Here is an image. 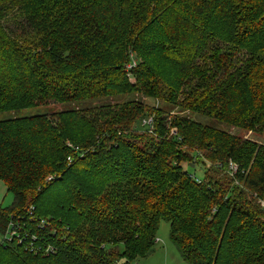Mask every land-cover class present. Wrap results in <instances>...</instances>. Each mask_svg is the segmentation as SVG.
Here are the masks:
<instances>
[{
    "label": "trees",
    "instance_id": "obj_1",
    "mask_svg": "<svg viewBox=\"0 0 264 264\" xmlns=\"http://www.w3.org/2000/svg\"><path fill=\"white\" fill-rule=\"evenodd\" d=\"M61 104L0 121V225L56 248L0 264H135L161 222L188 264H264V144L218 126L264 136V0H0V113Z\"/></svg>",
    "mask_w": 264,
    "mask_h": 264
},
{
    "label": "rangeland",
    "instance_id": "obj_2",
    "mask_svg": "<svg viewBox=\"0 0 264 264\" xmlns=\"http://www.w3.org/2000/svg\"><path fill=\"white\" fill-rule=\"evenodd\" d=\"M138 60V58H137ZM131 61V58H130ZM129 61V62H130ZM127 62V63H129ZM136 62V59H135ZM126 63V64H127ZM159 67L161 69H163L165 72H167L166 69H164L161 64L159 65ZM128 82L129 83H135V78L133 76H128L127 77ZM133 98V96H121V97H115V98H106V99H97V100H92V101H87V102H83L82 105L84 107H88V108H92L94 106H104L108 103H121V101L126 100L127 98ZM134 98H136L137 100H140L141 102L145 103L147 106L151 107H160V108H165L166 107V111H168L172 117L177 116V117H182V116H189L188 112H183L180 108H178L177 106L171 107V106H167L164 105L163 103H161L160 101H156L152 98H146L143 97L139 94H137V92H135V96ZM81 105V104H80ZM75 108H77L76 106H74ZM73 108V106L71 104H61V105H48V106H40V107H33L32 109H24L21 110L19 112H15V113H11V112H4V113H0V121L4 120V119H8L12 116H19L20 115H33V114H48L51 112H62L63 110H67ZM193 119H195V117H192ZM197 120L203 121L205 122V119L203 118H196ZM209 121V120H208ZM219 128L222 129H226L229 130V132L233 135H240V137H242L243 139H247V140H252L253 142L256 141L258 143H263L264 144V136H263V132L262 133H258L255 131H243V130H238V129H234V128H228L226 126H222V125H218ZM177 132L176 128H173L170 131V135L175 134ZM86 152V151H83ZM185 165V164H184ZM191 174H194L195 176L200 177L202 172L199 170H196V172H192ZM53 180V176L50 175V177H48L46 179L47 182ZM13 195L8 192V190L5 189L4 185L2 182H0V208H4L6 209L7 207H10L12 202H13ZM262 204V201H261ZM263 206V205H262ZM30 210V209H29ZM28 210V211H29ZM13 216H10L9 221L7 222V225H11V224H15L17 225V221H14L12 218ZM30 219H33L34 216L29 217ZM61 219V218H60ZM45 221H48L50 223H54L52 222L53 220H51V217L48 216L45 218ZM43 221L40 222V224L43 225ZM24 223H22L23 225ZM6 225V226H7ZM27 225V224H26ZM39 225V224H36ZM23 225L22 227H20V229H24ZM66 227H68L67 225H62L61 228L62 229H66ZM5 226L0 225V234H3L4 230H5ZM157 233L154 239V243H153V252L151 254H149L147 257L145 258H140L136 261L135 264H188L187 262L183 261L180 256L179 253L177 251V248L175 246V244H173L170 239H169V229H168V224L165 222H161L158 229H157ZM24 232V231H23ZM21 232V233H23ZM11 234H9V238L11 240L14 239L15 242L19 241L17 239V241L15 240V238H11L10 237ZM2 238V237H1ZM10 242V241H8ZM123 247L120 245H117V250L118 251H122Z\"/></svg>",
    "mask_w": 264,
    "mask_h": 264
},
{
    "label": "built area",
    "instance_id": "obj_3",
    "mask_svg": "<svg viewBox=\"0 0 264 264\" xmlns=\"http://www.w3.org/2000/svg\"><path fill=\"white\" fill-rule=\"evenodd\" d=\"M132 59V57H131ZM134 60H132L131 62L127 63L124 65V70L126 73L129 74L130 72V69L134 67ZM127 74V76H129ZM147 123V124H150L151 123V119H146V121H143V123ZM68 162H71V160L69 159ZM231 175L235 174L237 169H236V166L232 163V162H229L228 163V169H227ZM198 180H196L197 182ZM262 205H264V203L262 202ZM32 211L33 209L31 208L29 211H28V215L31 216L32 215ZM14 221H17V225H15L14 223L11 224V225H7L6 229L3 231L4 233L3 234H0V243L4 244H8L9 242L8 241H14L11 240L9 238V234H11V238H15V240L17 241V239L19 241H17V243L20 245L23 243V241L29 237H31L32 240H28L26 239L23 243V245L25 246L26 250H28L30 253H33V254H37V253H40L42 255H52L55 251H56V248L54 246H51L50 244H47V243H44V242H41V241H38L39 243L35 244V242H37V238L35 237V235L31 234V236H29L28 232L29 231H25V226H24V229H20V227H22L23 225H26V222H24V220H17L15 219ZM24 222V224L22 225V223ZM38 227L42 226V224L39 223V225H37ZM24 231V232H23ZM23 232V233H21ZM26 236V237H25ZM2 237V238H1Z\"/></svg>",
    "mask_w": 264,
    "mask_h": 264
}]
</instances>
